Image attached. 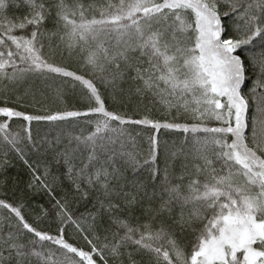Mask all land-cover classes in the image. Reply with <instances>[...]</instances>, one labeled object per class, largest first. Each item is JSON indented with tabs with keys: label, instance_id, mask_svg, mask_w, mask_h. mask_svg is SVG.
I'll use <instances>...</instances> for the list:
<instances>
[{
	"label": "snow or ice",
	"instance_id": "1",
	"mask_svg": "<svg viewBox=\"0 0 264 264\" xmlns=\"http://www.w3.org/2000/svg\"><path fill=\"white\" fill-rule=\"evenodd\" d=\"M0 264H264V0H0Z\"/></svg>",
	"mask_w": 264,
	"mask_h": 264
},
{
	"label": "trees",
	"instance_id": "2",
	"mask_svg": "<svg viewBox=\"0 0 264 264\" xmlns=\"http://www.w3.org/2000/svg\"><path fill=\"white\" fill-rule=\"evenodd\" d=\"M70 67H75V65H70ZM35 100L29 97L25 101L26 107L25 111L29 113L40 112L41 114L49 110H63L67 109H84L87 106V102L82 98L78 91H74L70 86H66L65 91L60 97H57L56 94L50 88H46L45 85L39 81L34 85ZM136 101L133 100L130 107H134ZM34 137H44L45 135H55V130L52 129V126L41 122L37 124L33 122L32 125ZM178 134L174 133H165L161 131L160 138L163 142L164 140H171ZM146 139V137H145ZM10 176H20L22 180L26 179V172L24 171L22 165L19 161H13V166L8 169ZM39 199V197H37Z\"/></svg>",
	"mask_w": 264,
	"mask_h": 264
}]
</instances>
